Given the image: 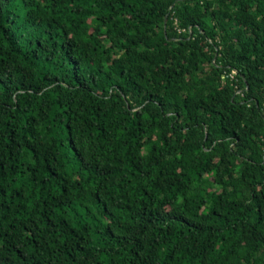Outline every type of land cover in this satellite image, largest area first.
Segmentation results:
<instances>
[{
    "label": "trees",
    "instance_id": "obj_1",
    "mask_svg": "<svg viewBox=\"0 0 264 264\" xmlns=\"http://www.w3.org/2000/svg\"><path fill=\"white\" fill-rule=\"evenodd\" d=\"M0 264H264V0H0Z\"/></svg>",
    "mask_w": 264,
    "mask_h": 264
},
{
    "label": "built area",
    "instance_id": "obj_2",
    "mask_svg": "<svg viewBox=\"0 0 264 264\" xmlns=\"http://www.w3.org/2000/svg\"><path fill=\"white\" fill-rule=\"evenodd\" d=\"M233 74H236V72H233ZM233 77V76H232Z\"/></svg>",
    "mask_w": 264,
    "mask_h": 264
}]
</instances>
